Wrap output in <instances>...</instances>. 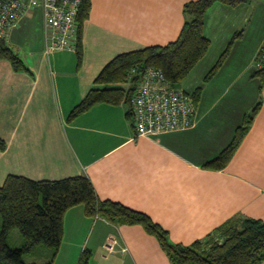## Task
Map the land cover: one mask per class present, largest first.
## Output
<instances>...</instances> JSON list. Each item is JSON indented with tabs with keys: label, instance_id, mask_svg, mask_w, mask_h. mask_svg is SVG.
I'll return each mask as SVG.
<instances>
[{
	"label": "crops",
	"instance_id": "0c3cea01",
	"mask_svg": "<svg viewBox=\"0 0 264 264\" xmlns=\"http://www.w3.org/2000/svg\"><path fill=\"white\" fill-rule=\"evenodd\" d=\"M187 1L91 0L81 27V59L72 49L47 53L42 12L30 9L7 36L30 70H16L0 58V136L5 139L0 185L8 174L56 179L84 173L100 198L148 213L171 240L182 243L233 218L264 219V81L260 90L251 56L236 55L244 34L203 84L191 126L137 134L125 102H98L69 116L115 55L175 40ZM247 2H215L208 8L204 32L211 44L180 82L186 90L202 83L241 28ZM259 92L262 104L229 162L222 168L205 166L232 140ZM85 247L92 250L90 264H169L156 235L142 224L88 215L80 202L64 214L53 264H77Z\"/></svg>",
	"mask_w": 264,
	"mask_h": 264
},
{
	"label": "trees",
	"instance_id": "16d2710c",
	"mask_svg": "<svg viewBox=\"0 0 264 264\" xmlns=\"http://www.w3.org/2000/svg\"><path fill=\"white\" fill-rule=\"evenodd\" d=\"M247 0H189L184 5L185 22L175 40L166 44H152L142 48L120 52L108 61L95 78V85L72 108L70 117L82 112L98 102L130 105L137 84L138 75H131L132 69L141 71L147 65L161 67L171 84H180L196 63L208 51L211 39L204 32L205 14L215 2L237 6ZM91 0H83L78 21L80 32L76 49L82 57L80 43L81 27L89 15ZM244 29L236 30L204 81L211 78L230 55L235 41L243 35ZM260 66L254 74L260 78V90L264 81V45L258 53ZM0 58L11 61L16 70H30L20 54L0 37ZM129 81V87L122 83ZM203 84L193 91L195 101L199 100ZM260 98L248 117L237 126L232 140L213 158L204 164L211 168L224 167L245 136L258 108ZM128 114L132 115L131 107ZM5 139L0 136V148ZM84 203L88 215H100L114 223H140L156 235L166 251L169 264H260L264 259V219L243 216L225 221L213 231L191 243L176 242L169 238L168 231L152 217L141 210L128 207L111 199L98 196L92 180L84 173L56 179H33L24 175L8 174L0 185V264L26 263L25 252L38 244H46L49 252L42 264H53L64 234V214L76 204ZM17 226L22 240L17 245L8 242V233ZM92 250L85 247L77 264H90Z\"/></svg>",
	"mask_w": 264,
	"mask_h": 264
},
{
	"label": "built area",
	"instance_id": "2783aa9c",
	"mask_svg": "<svg viewBox=\"0 0 264 264\" xmlns=\"http://www.w3.org/2000/svg\"><path fill=\"white\" fill-rule=\"evenodd\" d=\"M83 0H0V37L7 38L30 9H40L43 16L45 50L78 47V13ZM138 80L131 97L132 121L137 134L181 129L194 124L197 102L193 93L180 84H171L164 70L147 65L133 68ZM116 239L113 238V242ZM107 247L112 248V243Z\"/></svg>",
	"mask_w": 264,
	"mask_h": 264
},
{
	"label": "rangeland",
	"instance_id": "374dc122",
	"mask_svg": "<svg viewBox=\"0 0 264 264\" xmlns=\"http://www.w3.org/2000/svg\"><path fill=\"white\" fill-rule=\"evenodd\" d=\"M245 7V8H244ZM242 8L243 13L242 21L243 25L241 28L244 29V38L239 43L237 48L236 55L240 56L243 59L250 58L251 56V65L252 72L260 66V59L258 56L259 49L264 45V0H249V2L245 3V6ZM247 7V8H246ZM39 26V25H38ZM232 37V36H231ZM256 47V52L251 53L253 49ZM233 47V46H232ZM15 50H19V47H15ZM232 50V48H231ZM217 70L215 74L218 72ZM260 79V78H259ZM206 80L202 81V84H205ZM125 87H129L130 82L122 83ZM260 87V85H259ZM260 98V92H259ZM258 98V100H259ZM2 225V218L0 216V227ZM22 240V234L17 226L12 227L8 233V242L12 245H17ZM46 244H38L31 251L25 252L23 255L26 263L36 261L38 264H42L44 262V258L47 254Z\"/></svg>",
	"mask_w": 264,
	"mask_h": 264
}]
</instances>
